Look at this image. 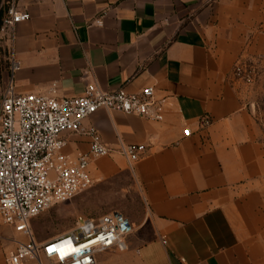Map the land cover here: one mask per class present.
I'll return each instance as SVG.
<instances>
[{
	"label": "crops",
	"instance_id": "obj_1",
	"mask_svg": "<svg viewBox=\"0 0 264 264\" xmlns=\"http://www.w3.org/2000/svg\"><path fill=\"white\" fill-rule=\"evenodd\" d=\"M19 3L31 18L17 26L19 68L12 74L6 61L0 98L11 78L20 94L55 86L73 97L96 83L151 85L167 98L161 121L101 109L83 123L113 149L91 161L94 186L126 174L123 195L132 189L140 205L124 210L134 226L127 248L99 253L97 264H264V135L234 74L243 59L264 56V0ZM63 137L67 154L89 149L87 135ZM120 142L147 147L133 170ZM12 232L0 221V264Z\"/></svg>",
	"mask_w": 264,
	"mask_h": 264
},
{
	"label": "built area",
	"instance_id": "obj_2",
	"mask_svg": "<svg viewBox=\"0 0 264 264\" xmlns=\"http://www.w3.org/2000/svg\"><path fill=\"white\" fill-rule=\"evenodd\" d=\"M30 18L19 0H8L0 25V50L12 74L19 68L14 51L17 26ZM237 65L235 77L240 75ZM166 108L167 98L157 97L151 85L129 92L124 87L105 91L91 83L81 95L68 97L60 96L55 86L48 94H20L11 78L0 98V221L23 239L13 240L4 264H97L99 253L126 249L134 226L119 211L83 222L78 218L71 230L44 241L36 240L31 222L51 206L90 189L95 183L91 161L113 152L96 127L83 126L87 118L104 109L161 121ZM66 133L89 136V149L65 153ZM191 133L190 128L184 129L185 136ZM117 151L133 170L146 156L147 147L120 142Z\"/></svg>",
	"mask_w": 264,
	"mask_h": 264
},
{
	"label": "rangeland",
	"instance_id": "obj_3",
	"mask_svg": "<svg viewBox=\"0 0 264 264\" xmlns=\"http://www.w3.org/2000/svg\"><path fill=\"white\" fill-rule=\"evenodd\" d=\"M5 61L3 57L0 68L3 67ZM237 66L240 67V75H236V78L244 94L250 98L257 122L264 135V56L243 59ZM130 183V177L121 174L117 182L113 181L109 189L93 185L73 199L51 206L31 222L36 240L44 241L71 230L78 218L83 222L86 218H97L110 211H119L126 215L125 209L137 214L140 211V205L135 192L130 189L126 191V196L123 195L122 186ZM15 238L23 239L21 235L12 232L5 240L9 249L14 248ZM118 254H111L112 262L116 260Z\"/></svg>",
	"mask_w": 264,
	"mask_h": 264
},
{
	"label": "trees",
	"instance_id": "obj_4",
	"mask_svg": "<svg viewBox=\"0 0 264 264\" xmlns=\"http://www.w3.org/2000/svg\"><path fill=\"white\" fill-rule=\"evenodd\" d=\"M4 11H5L4 9H0V25H1V22H2ZM3 57H4L3 53L0 50V62L3 60ZM5 66H7L6 61H5V64L3 65V67L0 68V72L4 69Z\"/></svg>",
	"mask_w": 264,
	"mask_h": 264
},
{
	"label": "water",
	"instance_id": "obj_5",
	"mask_svg": "<svg viewBox=\"0 0 264 264\" xmlns=\"http://www.w3.org/2000/svg\"><path fill=\"white\" fill-rule=\"evenodd\" d=\"M91 84V83H90ZM89 85V84H88Z\"/></svg>",
	"mask_w": 264,
	"mask_h": 264
}]
</instances>
